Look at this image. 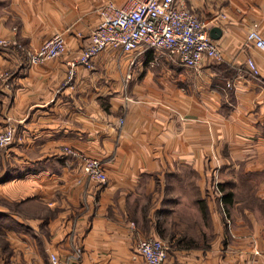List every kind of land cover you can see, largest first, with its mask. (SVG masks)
I'll use <instances>...</instances> for the list:
<instances>
[{
	"label": "crops",
	"instance_id": "obj_1",
	"mask_svg": "<svg viewBox=\"0 0 264 264\" xmlns=\"http://www.w3.org/2000/svg\"><path fill=\"white\" fill-rule=\"evenodd\" d=\"M108 1L125 0H0V36L27 51L57 32L66 43L43 63L0 48V127L17 132L0 183L5 261H67L80 246L70 264H137V240L154 235L174 264H264V52L245 43L253 24L264 37V0H178L221 31V60L198 71L109 48L68 81ZM64 145L100 159L108 182ZM211 166L235 182L222 203L205 191Z\"/></svg>",
	"mask_w": 264,
	"mask_h": 264
},
{
	"label": "built area",
	"instance_id": "obj_2",
	"mask_svg": "<svg viewBox=\"0 0 264 264\" xmlns=\"http://www.w3.org/2000/svg\"><path fill=\"white\" fill-rule=\"evenodd\" d=\"M246 45L264 52V37L257 25L248 30ZM17 45L29 63H43L63 55L66 50L64 34L57 32L48 38L38 50H25L7 37L0 36V48ZM129 53L151 48L178 64L198 71L205 59L221 60L216 41L210 36L209 21L200 18L178 0H125L123 5L108 1L100 9V21L90 31L89 41L78 57L68 63V81L75 75L78 65L92 66L96 55L106 49ZM247 66L255 76L259 69L253 59ZM16 127L8 124L0 133V145L6 146L15 139ZM63 154L80 163L82 172L89 180L103 185L108 182L103 162L76 148L62 146ZM1 164V163H0ZM222 203V191H212ZM168 245L160 237L148 235L137 240L133 260L137 264H174L169 257ZM83 254L80 246L74 248L67 261H61L54 252L50 253L51 264H70ZM0 264H8L1 262Z\"/></svg>",
	"mask_w": 264,
	"mask_h": 264
},
{
	"label": "rangeland",
	"instance_id": "obj_3",
	"mask_svg": "<svg viewBox=\"0 0 264 264\" xmlns=\"http://www.w3.org/2000/svg\"><path fill=\"white\" fill-rule=\"evenodd\" d=\"M5 77L8 78L9 74H5ZM11 123H6L5 125L0 127V133L6 128V126ZM17 138V132L15 135V139L12 143L6 146H1L0 145V183H3L5 180H7V172L4 173L6 170V165L8 166V163H6L7 159L11 155L10 152V145H12ZM5 164V165H4ZM9 169V167H7ZM221 181V172L218 167L216 166H211L209 167V178L206 180L205 184V191H227L232 189L235 186V182L229 181ZM228 184V185H227ZM227 186V187H226ZM3 191V190H2ZM215 196V195H214ZM217 198V197H215ZM218 199V198H217ZM8 201L6 198H1L0 197V204H7ZM7 225V220H0V263L5 262L7 263L8 261H5L4 257L7 255V240L5 238V235L7 233V227L2 226ZM148 236V235H147ZM163 239V238H161ZM165 240V239H164ZM165 242L168 244V241L165 240ZM170 246V245H168ZM4 256V257H3Z\"/></svg>",
	"mask_w": 264,
	"mask_h": 264
},
{
	"label": "water",
	"instance_id": "obj_4",
	"mask_svg": "<svg viewBox=\"0 0 264 264\" xmlns=\"http://www.w3.org/2000/svg\"><path fill=\"white\" fill-rule=\"evenodd\" d=\"M217 32H218V33H221L220 29L217 28V27H212V28L210 29V36H211L213 39L218 38V34H217Z\"/></svg>",
	"mask_w": 264,
	"mask_h": 264
}]
</instances>
